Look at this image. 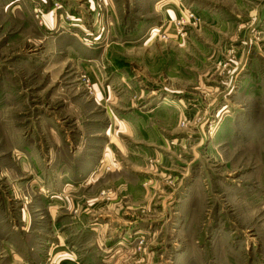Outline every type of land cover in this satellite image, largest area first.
Here are the masks:
<instances>
[{
	"label": "rangeland",
	"instance_id": "obj_1",
	"mask_svg": "<svg viewBox=\"0 0 264 264\" xmlns=\"http://www.w3.org/2000/svg\"><path fill=\"white\" fill-rule=\"evenodd\" d=\"M0 264H264V0H0Z\"/></svg>",
	"mask_w": 264,
	"mask_h": 264
},
{
	"label": "crops",
	"instance_id": "obj_2",
	"mask_svg": "<svg viewBox=\"0 0 264 264\" xmlns=\"http://www.w3.org/2000/svg\"><path fill=\"white\" fill-rule=\"evenodd\" d=\"M169 8H171V9H167V12L170 14L171 18H176L178 13H179V15H181L180 12L177 11V9H179V2H178V8L176 6H170ZM70 172H66L65 177H68ZM71 177H72V175H70V177L66 178V180L69 181V178H71ZM51 186H50V188H51ZM52 188H53V186H52ZM50 190L53 191V189H50Z\"/></svg>",
	"mask_w": 264,
	"mask_h": 264
}]
</instances>
